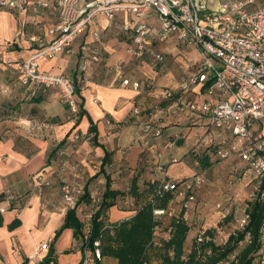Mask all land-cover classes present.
<instances>
[{
	"label": "crops",
	"instance_id": "0c3cea01",
	"mask_svg": "<svg viewBox=\"0 0 264 264\" xmlns=\"http://www.w3.org/2000/svg\"><path fill=\"white\" fill-rule=\"evenodd\" d=\"M38 1L27 0L23 9H0V206L5 207L0 213V264H38L35 253L44 241L50 247L39 255L47 252L59 264H117L114 257L97 258L83 248L81 235H74L71 227L55 238L66 212H61L62 184L81 186L80 202L74 207L78 218L87 220L86 212L94 211L92 201L105 189V175L98 172L106 155L103 169L110 176L111 188L125 193L117 196L105 220L127 219L135 213V198L127 193L133 178L139 191L147 194L152 184L180 181L197 173L192 168V125L198 127L194 134L200 132L196 148L203 149L209 162L236 159L237 168L243 164L251 172L237 156L217 159L211 155L223 134L209 125L206 115L177 108L182 95L205 100L200 86L187 92L176 90L172 97L160 95L162 88L176 89L193 73L200 55L175 35L159 41L154 12L142 18L152 33L146 46L162 52V62H154L149 55L141 59L130 55L127 48L135 41L122 25L133 15L123 11L112 18L96 15L74 39L71 51L38 61L39 71L62 74L74 82L83 110L78 121L68 119V108L57 87L35 81L21 84L16 64L52 40L50 30L57 21L55 0H44V6H38ZM32 36L40 40L32 41ZM124 79L139 81L141 87L125 85ZM145 82L151 87L145 88ZM147 124L150 127L145 131ZM155 127L161 130L158 135L153 133ZM167 141L171 145L166 148ZM173 157L178 162L172 163ZM205 187L203 175L196 200L206 195ZM86 191L89 201L82 196ZM182 202L181 196L174 195L168 213ZM192 203L184 210L192 208ZM15 218L19 225L10 230L8 225Z\"/></svg>",
	"mask_w": 264,
	"mask_h": 264
},
{
	"label": "built area",
	"instance_id": "2783aa9c",
	"mask_svg": "<svg viewBox=\"0 0 264 264\" xmlns=\"http://www.w3.org/2000/svg\"><path fill=\"white\" fill-rule=\"evenodd\" d=\"M27 0H0V9H23ZM44 6V0L37 2ZM54 10L57 21L51 28L52 40L34 54L16 64L18 81L27 84L29 81L42 83L45 87H57L68 108V119L78 120L80 105L76 98L74 82L62 74H52L38 70L41 58L53 56L56 52L71 51L74 39L83 33L87 25L98 14L112 18L118 11L129 12L133 16L123 23L124 32H131L134 45L127 51L136 59L149 55L154 62H162L165 56L146 46V39L152 35L149 25L143 17L154 12L157 21L156 37L164 41L169 35L193 45L199 52L200 59L193 73L183 78L176 89L162 88V97H172L176 90L187 92L200 86L206 95L205 100L196 101L182 95L176 101L180 111H192L204 114L213 128L220 130L223 138L218 142L212 156L223 159L237 156L248 166L256 178V196L264 198V0H55ZM98 37V32H93ZM32 41H39L37 36ZM94 60L99 57L92 55ZM139 89V81L122 80ZM145 88L150 82L143 83ZM138 113V109L134 108ZM149 125L143 128L149 130ZM160 128L153 133L158 135ZM74 137H78L75 134ZM171 142L167 141L165 147ZM172 163L178 159L171 158ZM203 183V173H194L192 177L180 181H164L157 185L158 194L172 191L183 198L182 207L188 208L196 200V192ZM64 213L68 207L75 206L81 193L79 184L64 183L61 186ZM97 200V199H95ZM217 203V207H220ZM5 207L0 206V213ZM164 209L154 210L159 216ZM92 211L86 212L90 218ZM248 221L244 214L241 225ZM83 238L86 236L83 235ZM203 235L197 237L198 241ZM260 237L264 243V220L260 226ZM246 234L245 241L249 240ZM99 240L94 241V254L100 257ZM48 241L40 244L38 264H59L47 251Z\"/></svg>",
	"mask_w": 264,
	"mask_h": 264
},
{
	"label": "trees",
	"instance_id": "16d2710c",
	"mask_svg": "<svg viewBox=\"0 0 264 264\" xmlns=\"http://www.w3.org/2000/svg\"><path fill=\"white\" fill-rule=\"evenodd\" d=\"M82 112L83 110L80 108V115ZM106 162L105 155L98 172L105 175V189L101 197L92 201L91 208L94 211L91 217L87 220H80L76 215L77 207H68L64 222L56 231L55 238L64 228L71 227L74 235H81L80 240L83 243V248L91 251L94 256V241L99 240L100 257H114L117 264H154L148 253L153 244L154 228L159 220V216L154 214V210H167L175 193L166 191L158 194L157 186L152 184L149 186L147 194H142L138 189L136 179L133 178L127 193L135 198V213L127 219L108 223L105 220L107 210L116 203L117 196H121L125 192L111 188L110 176L105 174L103 169ZM261 186L264 189V182ZM86 195H88L87 191L82 196L89 201ZM79 202L80 199L76 203ZM245 214L248 215L247 223L242 229L229 233L223 243H215V239L210 234H201L204 236L203 239L201 241L195 239L190 251L185 254V239L190 225L184 218V208L182 207L179 215L171 220L170 237L162 241L157 248L159 264H218L226 259L240 242H245L246 234H249L250 238L235 255L231 264H252L254 255L263 248L260 226L264 220V198L256 196L254 201L246 207ZM2 223L3 217L0 214V225ZM18 225L19 220L15 218L8 228L11 230ZM83 235L86 237L83 238Z\"/></svg>",
	"mask_w": 264,
	"mask_h": 264
},
{
	"label": "rangeland",
	"instance_id": "374dc122",
	"mask_svg": "<svg viewBox=\"0 0 264 264\" xmlns=\"http://www.w3.org/2000/svg\"><path fill=\"white\" fill-rule=\"evenodd\" d=\"M192 127L190 129L192 168L195 172L203 173L207 187H205L206 195L192 203V208H190L192 212L190 209L184 210V218L190 225L187 233L188 241L184 246L185 254L190 251L192 243L201 234H210L215 239V243L221 244L227 239L229 233L242 229L241 219L244 217L245 209L250 202L254 201L257 193L255 179L243 164L237 168L238 160L235 159L230 163L224 160L211 163L213 161L209 162L205 158L203 149L196 148L200 132L194 133L198 127L193 125ZM217 203L225 205L217 207ZM181 208L179 203L172 208L173 213H168L166 210L165 213L159 215L158 224L154 228L153 244L148 250L154 264L160 263L157 248L162 241L170 237L171 220L179 215ZM245 242H240L237 248L218 264H231ZM252 264H264V243L263 248L254 255Z\"/></svg>",
	"mask_w": 264,
	"mask_h": 264
}]
</instances>
